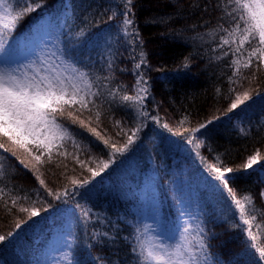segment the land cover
<instances>
[{
  "label": "trees",
  "instance_id": "trees-1",
  "mask_svg": "<svg viewBox=\"0 0 264 264\" xmlns=\"http://www.w3.org/2000/svg\"><path fill=\"white\" fill-rule=\"evenodd\" d=\"M6 2L12 4L16 11L26 6L25 0ZM193 2L133 0L134 26L142 41V45L137 41L134 46L119 31L124 0H42V8L19 22L15 33L11 34V43L16 46L21 36H31L46 17L54 24L60 45L64 42V34L75 35L85 27L93 35L97 32L108 34L107 41L99 47L92 49L89 45L82 49L85 52L83 60L90 65L94 78L111 75L110 81L100 79L99 83L101 87L106 85L105 96L108 91L116 89L118 97L117 104L110 110L107 103L97 109L101 112L99 121L95 111L73 112V117L83 121V125L78 122L70 128L76 133L74 138L79 147L71 140L65 141L63 147L53 150L51 162L44 155L41 159L45 163L38 164L34 156L40 153L32 145H29L32 148L30 154L0 137V143L8 149L7 153L0 155V163L6 173L0 178V187L7 193L0 200H6L11 206L12 199H17L11 212L0 203V235L14 233L0 242V264L37 263L45 245L63 224L61 216L67 210L74 215L70 247V258L74 264H133L130 249L136 229L145 233L142 188L151 168L157 175L162 200L165 242L177 241L180 237L179 202L174 172L179 167L180 162H175L178 157L183 158L181 161L193 163L200 175L212 179L215 175L211 171L213 166L222 170L225 167L238 170L227 174L232 177L229 187L245 205L244 219L251 221L253 216L256 217L251 221L254 238L251 242L257 250L264 247V200L259 196L264 189L260 173L264 169V159H259L251 169L243 167L250 156L259 153L264 157V71H256L255 78L253 68L241 67L237 72L231 65L233 57H224L217 48L219 38L213 40L208 36L210 29L216 27L220 12L213 8L202 12V8L205 3L214 4L215 0H195L200 5L195 10L191 8ZM113 11L117 15L109 20ZM161 18L168 22L160 23ZM205 21H208L207 25ZM198 33L204 34L203 40L197 38ZM7 38L8 34H5ZM243 47L246 51L239 57L241 64L252 50L248 44ZM141 51L147 65H142L138 71L145 74L150 86V95L145 99L146 110L159 119L156 122L145 121L147 126L134 138L135 142L127 152L112 154L110 146L122 147L138 122L135 111L120 110L118 101L119 96L136 94L131 56L134 54L135 62H139ZM109 60L113 62L111 69ZM245 91L250 95L260 92V95L246 102L247 106L239 105L229 111L231 104ZM208 120L212 123L207 128L192 132ZM116 121H120L119 126ZM163 124L168 128L162 127ZM91 129H95L103 139H99ZM189 139L193 143H188ZM103 140L108 141V146L103 144ZM182 148H190L194 151L190 153L196 157L192 158L189 153L181 154ZM61 152L65 155H58ZM109 159L112 160L109 167L100 176L92 178L88 169L99 170ZM77 160L82 163H77ZM74 179H88L90 182L82 188H73ZM40 180L44 181L43 186ZM65 189L68 190L67 197L54 199ZM47 190H51L53 195L49 196ZM199 194L203 202L202 224L212 260L233 264L235 260L242 259L246 264H260L248 247L249 237L245 230L249 226L243 224L241 213L227 191L220 189L212 196L205 195L203 191ZM246 194L253 197L252 204L243 199ZM25 196L27 199H23ZM21 207L28 208L29 213L35 209L40 214L28 219L29 213L20 212ZM20 221L26 223L16 228ZM143 239L147 243L146 235Z\"/></svg>",
  "mask_w": 264,
  "mask_h": 264
},
{
  "label": "snow or ice",
  "instance_id": "snow-or-ice-1",
  "mask_svg": "<svg viewBox=\"0 0 264 264\" xmlns=\"http://www.w3.org/2000/svg\"><path fill=\"white\" fill-rule=\"evenodd\" d=\"M26 6L16 11L14 6L7 3L6 0H0V55H8L11 53L14 45L11 43L12 33H15L20 21L28 14L43 7L42 0H25ZM133 0H124L123 10L120 15L123 20L120 24L119 31L130 45H135L137 41L142 45L138 30L135 28L134 16L132 10ZM198 2H193L191 8L195 10L199 8ZM209 8H213L220 12L217 18L216 27L211 28L208 36L216 40L217 48L221 50L224 57L232 56L231 65H233L237 72L243 69L253 68L252 75L255 78L256 71H264V0H215V3H205L202 12H207ZM117 15L113 11L109 16V20H113ZM172 16H169L171 19ZM160 23H167L168 21L161 18ZM86 23V22H85ZM206 25L208 21L204 22ZM5 34L8 38L5 39ZM64 42L59 45L55 52L51 55L37 56L35 59L28 60L27 63H14L12 67L7 61L0 62V137L6 138L8 141L17 145L21 149L32 153V145L40 154L35 155L34 159L38 164H44L45 161L41 159L42 156L47 155V160H53V150L58 147H63L64 142L71 140L73 145L77 148L79 144L75 140L74 131H70L71 125L80 123L73 117V112L82 114L84 111H95L97 121H99L101 112L100 109L104 104L109 105V110L113 105L117 104L118 92L116 89L108 91L105 96V88L100 86V79L105 81L111 80V75L103 78H94L91 72V67L84 63L83 57L86 49L91 45L92 49L100 46L102 42H106L108 34L97 32L92 34L88 28H81L75 35L68 33L64 34ZM130 38V39H129ZM197 38L203 40L204 34H197ZM248 44L252 49L241 64L240 56H243L244 45ZM135 48L133 47V53ZM90 59V56H89ZM131 59L133 63V73L136 75V94L119 96L120 110L127 109L136 113V127L131 130V134L127 135V141L122 147H117L112 144V154L127 152L129 147L135 142L136 137L147 125L145 121H158L157 116H151L146 110L145 99L150 95L149 85L146 76L143 72L138 70L142 65H147L145 54L141 51L139 53V62H135L136 57L133 54ZM112 60L108 61L109 69L112 68ZM185 63V67H187ZM121 71H125L121 69ZM235 74V73H234ZM230 82L232 78L229 77ZM234 90V89H233ZM260 95V92H254L251 95L245 91L243 96H238L229 108L233 111L239 105L247 106L246 102L253 99L254 96ZM227 113H225L226 115ZM140 118H143L141 120ZM215 117L214 119H218ZM71 120V123H69ZM212 121L208 120L200 123L198 127L192 129L193 133L199 132L201 129L207 128ZM117 126L120 121H116ZM162 127L168 128L167 124ZM99 139L100 134L95 129H91ZM123 131V129H121ZM171 131V129H169ZM126 134V133H125ZM188 143H193L189 139ZM103 144L108 146V141L103 140ZM196 147H199L197 143ZM0 155L8 152L4 143H0ZM15 155V153H12ZM64 156L65 153H58ZM111 155V154H110ZM259 159H264L259 153L248 157V162L243 166L244 169H251L253 165L258 163ZM23 163V161H21ZM77 163H82L77 160ZM112 160L105 162L103 167L99 170L89 168L91 177L100 176L102 172L109 167ZM27 167V165H24ZM215 173L213 179L219 182V187L226 190L232 200L235 208L239 209L241 213V220L244 225L249 227L245 230L249 237L248 247L252 254L260 264H264V247L256 249L255 244L251 241L254 239L251 233V221L256 219L253 216L250 220L244 219L243 213L245 205L237 199L232 188L229 187V179L232 177L227 175L233 173L232 168H223L213 166L211 169ZM4 165L0 163V178L5 177ZM89 180L82 181L72 180L73 188H82L89 184ZM40 185H44V181H39ZM3 187H0V198L6 195ZM38 194V193H37ZM47 194L52 196L51 190H47ZM68 190L65 189L63 193H57L54 199L60 200L62 197H67ZM259 196L264 200V189H261ZM27 199V196L23 197ZM248 204L253 203V197L246 194L243 198ZM4 208L11 212L17 203V199L13 198L11 206L6 200H0ZM49 207H52L49 205ZM20 212L29 213V209L21 207ZM44 211H47L45 209ZM40 213L33 209L29 213L28 219L38 216ZM87 215V213H85ZM26 221H20L16 224V228H20L21 224ZM140 233L136 229L133 246L130 249L133 264H223L222 261H213L212 254L208 249L210 245L207 242V233L204 228H199L194 233L188 228L183 229L182 235L175 242H164L163 237L158 238V242L145 243L143 236L146 234ZM14 233L8 232L7 235H0V242L12 237ZM107 236V233L103 234ZM223 244V241L221 242ZM71 246V245H70ZM233 264H246V261L237 259Z\"/></svg>",
  "mask_w": 264,
  "mask_h": 264
},
{
  "label": "rangeland",
  "instance_id": "rangeland-1",
  "mask_svg": "<svg viewBox=\"0 0 264 264\" xmlns=\"http://www.w3.org/2000/svg\"><path fill=\"white\" fill-rule=\"evenodd\" d=\"M55 27L48 17L39 22L31 36L19 38V45H14L8 55H0V62L6 60L14 67V63H27L28 60L35 59L41 53L51 55L60 45L55 33ZM190 148H182L180 153H189L195 158L194 152ZM183 159V158H182ZM180 157L175 162H180L179 167L175 169L174 186L178 198L179 206V228L180 235L184 234L183 229L188 228L193 233L199 228H204L202 224L203 202L199 191L207 196H212L221 188L219 183L209 178L207 175H200L195 169L193 163H186ZM261 178L264 181V169L260 171ZM200 178V180L198 179ZM157 175L151 168L143 182V200H144V224L147 243L158 242V238L166 237L164 234L162 200L157 187ZM63 224L56 229L50 238L48 245L42 252L37 263L33 264H74L70 258V245L73 242V223L74 215L71 210L65 211L61 216Z\"/></svg>",
  "mask_w": 264,
  "mask_h": 264
}]
</instances>
